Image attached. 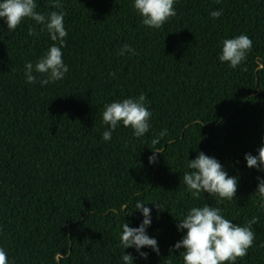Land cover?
<instances>
[{
    "label": "trees",
    "instance_id": "obj_1",
    "mask_svg": "<svg viewBox=\"0 0 264 264\" xmlns=\"http://www.w3.org/2000/svg\"><path fill=\"white\" fill-rule=\"evenodd\" d=\"M35 2L42 14L60 11L53 0ZM60 3L69 71L45 85L35 72L37 82H26L25 64L58 42L34 20L8 30L0 19V247L10 264H124V252L133 264H183V249L173 250L187 231L178 220L204 205L240 226L256 217L254 244L235 264H264V196L256 192L264 171L245 160L264 144V0H176V16L160 29L142 23L134 0ZM241 34L253 47L232 68L219 56L223 41ZM124 44L136 54L120 55ZM141 94L149 131L137 138L121 123L105 141V105ZM199 152L238 178L236 198L192 197L183 175ZM137 201L151 208L146 231L159 247L142 248L147 259L120 242L124 223L143 220Z\"/></svg>",
    "mask_w": 264,
    "mask_h": 264
},
{
    "label": "clouds",
    "instance_id": "obj_2",
    "mask_svg": "<svg viewBox=\"0 0 264 264\" xmlns=\"http://www.w3.org/2000/svg\"><path fill=\"white\" fill-rule=\"evenodd\" d=\"M176 0H134V8L142 17V23L153 29H160L167 21L176 16ZM52 7L60 11H51L42 14L37 11L35 0H0V19H3L8 30H15L25 20H34L43 25L41 31H47L53 45L33 65L25 64V77L27 83H36L38 73L45 76L40 82L42 85L62 80L69 71L63 61L62 48L66 46L65 38L68 32L65 28L64 17L60 0H53ZM222 15V10L212 11L210 16L217 19ZM29 35H39L34 29L29 30ZM253 47V41L247 35H238L235 38L223 41L222 53L219 56L221 62H227L230 67L236 68L246 61ZM125 52L135 55V50L128 44L121 48L120 55ZM146 96L141 94L138 98H127L122 101H114L105 105L102 114L103 123L108 125V130L103 132L102 138L108 141L113 131L122 123L124 127H130L137 138L144 136L150 129L151 111L145 104ZM167 135V129L162 130L157 138L152 139V145L160 143V139ZM258 155L245 154L247 167L264 171V144L258 148ZM162 150L157 148L149 156V163L157 162L158 154ZM189 168L193 171L183 175V183L191 192L194 199L200 198V193L205 192L213 197L232 200L236 198L238 178L229 176L222 164L214 157L199 152L197 157L189 162ZM257 193L264 196V179L257 177ZM155 207L161 210L157 202ZM146 203L137 201L135 209L143 215L139 227H129L124 223L120 242L124 249L135 248L139 256L147 259L148 253L142 248H150L159 254L158 242L147 234V228L151 225V208ZM257 223L253 217L247 226H240L225 219L220 208L209 205L192 207L187 215L178 220V230H187L183 238L174 245L173 250L183 249V264H235L237 259H243L248 254V249L254 244L255 233L252 225ZM60 258L57 254L56 259ZM124 264H133L134 257L125 253L122 257ZM0 264H10L8 254L0 247Z\"/></svg>",
    "mask_w": 264,
    "mask_h": 264
}]
</instances>
